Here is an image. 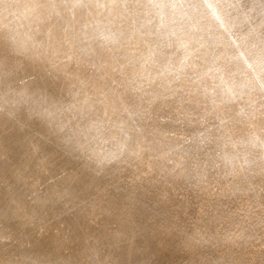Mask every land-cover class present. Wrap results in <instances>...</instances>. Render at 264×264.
I'll use <instances>...</instances> for the list:
<instances>
[{
  "label": "rangeland",
  "instance_id": "1",
  "mask_svg": "<svg viewBox=\"0 0 264 264\" xmlns=\"http://www.w3.org/2000/svg\"><path fill=\"white\" fill-rule=\"evenodd\" d=\"M0 264H264V0H0Z\"/></svg>",
  "mask_w": 264,
  "mask_h": 264
}]
</instances>
